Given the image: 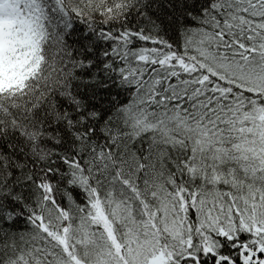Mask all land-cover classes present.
<instances>
[{
  "label": "trees",
  "instance_id": "obj_1",
  "mask_svg": "<svg viewBox=\"0 0 264 264\" xmlns=\"http://www.w3.org/2000/svg\"><path fill=\"white\" fill-rule=\"evenodd\" d=\"M39 1L0 72V264H264V0Z\"/></svg>",
  "mask_w": 264,
  "mask_h": 264
},
{
  "label": "rangeland",
  "instance_id": "obj_2",
  "mask_svg": "<svg viewBox=\"0 0 264 264\" xmlns=\"http://www.w3.org/2000/svg\"><path fill=\"white\" fill-rule=\"evenodd\" d=\"M39 4V0H0V72L3 68L10 67L12 65H14L17 70L20 67V60H11L10 62L4 63L2 62L8 61V59L11 58L13 54L11 52L16 53V51H18L22 45H29L31 43L30 41L35 34L33 31V26L30 24L31 21L28 20L27 15L31 12L34 6ZM36 37L34 41L36 40ZM162 61L172 65H177L183 70L193 68V64L191 62L185 61L184 59L177 57L175 54L163 58ZM7 76L11 80L3 84L2 87H0V90L3 87H6V85H8L16 75ZM15 81L16 79H14L13 82ZM2 95L4 94H0V99H2ZM260 117L262 118L264 128V112L261 113ZM93 200V207L97 221L101 222L104 227L108 226L107 221L100 210L98 200ZM109 234L112 238L110 232ZM52 235L57 238L61 245H66L64 243L63 236L61 237L55 234ZM204 249L208 250L207 244H205ZM166 259H169V255L164 252L154 254L149 258L150 262L154 264H163Z\"/></svg>",
  "mask_w": 264,
  "mask_h": 264
}]
</instances>
